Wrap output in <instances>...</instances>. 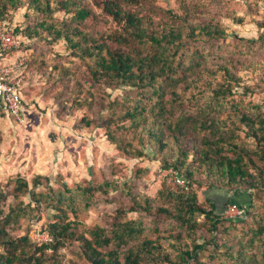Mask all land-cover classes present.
Instances as JSON below:
<instances>
[{
  "label": "trees",
  "instance_id": "16d2710c",
  "mask_svg": "<svg viewBox=\"0 0 264 264\" xmlns=\"http://www.w3.org/2000/svg\"><path fill=\"white\" fill-rule=\"evenodd\" d=\"M176 1L180 11L163 9L156 0H29L41 19L28 25L26 34L48 43L66 39L76 56L89 60L93 81L119 93L115 105L123 113H114L108 121L109 140L133 157H149L152 152L186 186L173 182L159 191L167 206L135 201L128 210L118 208L107 225L82 229L79 212L100 202V196L105 199L109 189L116 188L114 181L75 189L63 182L59 190L47 183L45 191H37L45 185L43 175H36L32 184L16 175L0 184V264H64L60 251L68 246L76 247L84 264H264V215L254 211L256 196H264V115L254 118L240 112L241 126L235 118L220 117L235 80L227 64L219 67L226 74L224 82L210 88L206 102L190 111L188 96L196 95V88L202 91L204 71L210 70L207 57L191 44L224 38L226 30L202 0ZM23 4V0H0V20L10 18ZM54 12L71 17L48 20ZM232 18L238 24L243 21L238 15ZM89 21L106 26L88 30ZM260 26L264 28V21ZM117 129L132 138L119 137ZM240 129L246 130L248 140H239ZM200 172L206 177L196 178ZM194 183L215 190L207 199L210 208L199 202ZM223 189L234 195L221 197ZM245 192L250 195L248 204L237 196ZM232 203L244 208L246 215L226 216ZM44 204L52 219L40 231L48 232L49 239L36 241L29 230L16 235L23 221L33 220L34 211ZM129 213L151 220L129 218ZM201 216L209 236H197L204 226ZM248 222L253 224L244 235L252 234L248 245L241 238L233 242L228 232Z\"/></svg>",
  "mask_w": 264,
  "mask_h": 264
},
{
  "label": "rangeland",
  "instance_id": "374dc122",
  "mask_svg": "<svg viewBox=\"0 0 264 264\" xmlns=\"http://www.w3.org/2000/svg\"><path fill=\"white\" fill-rule=\"evenodd\" d=\"M23 1V6L12 11L10 18L0 20L9 28H15L22 37L21 46L11 49L8 54L11 60L19 57L25 59L22 93L28 109L22 124L11 118H0V184L5 185L16 175L24 176L31 184L36 175H43L45 185L37 191H45L47 183L59 190L63 189V182L75 189L78 185L114 181L116 188H110L105 199L100 196V202L79 212L78 220L82 229L96 224L107 225L113 220L118 208L128 210L135 201L143 205L152 202L154 206H167L159 191L176 182L175 170L163 168L152 152L149 157H133L109 140L108 121L115 117L114 113H123L121 107L115 105L120 102L119 93L112 87L93 81L87 66L89 60L76 56L66 39L54 43H48L41 36L31 39L25 29L28 25L33 26L41 17L30 8L29 0ZM202 1L207 3L211 15L225 28L226 36L221 39H201L191 44H196L207 57L210 70L204 71L202 91L196 88V95L189 94L188 107L190 111L195 110L206 102L212 93L210 88L215 89L218 83L226 79V74L219 67L227 64L235 80L233 94L224 100L221 107L224 112L220 117L235 118L241 126L240 112L254 118L259 113L264 115V39L261 38L264 28L260 26L264 21V0ZM156 4L163 9L180 11L176 0H156ZM95 7L99 12L98 7ZM233 15L241 17L242 23H236ZM68 17L71 15L54 12L48 20L62 21ZM105 26L104 23L89 21L86 29L99 30ZM47 34V31L43 32V35ZM127 91L124 90L125 93ZM121 124L118 122V125ZM117 130L119 137L127 141L132 138L131 134ZM238 133L239 140L246 141V130L240 129ZM134 145H137L136 141ZM195 177L204 178L206 175L200 172ZM180 184L186 186V183ZM192 189L198 194L199 202L210 208L207 199L216 193L215 190H210L206 183L202 186L194 183ZM219 193L221 197L234 195V191L226 189ZM237 196L244 204L250 202L248 192ZM25 199L30 201V195ZM33 206L37 205L33 203ZM254 211L264 215V196H256ZM34 214L37 216L33 220L23 221L22 229L15 232L16 235L29 230L34 237L52 219V212L46 204L35 210ZM128 217L151 220L150 216L140 213H129ZM199 220L204 221V226L198 229L197 236H209L203 216ZM249 223H240L228 232L233 242L241 238L248 245L252 234L244 235L253 226ZM165 225L162 226L163 230L166 229ZM165 233L168 235V232ZM162 243L167 245L166 241ZM75 248L68 246L60 251L64 264H70L72 260L84 264ZM209 253L205 252L207 260H210Z\"/></svg>",
  "mask_w": 264,
  "mask_h": 264
},
{
  "label": "built area",
  "instance_id": "2783aa9c",
  "mask_svg": "<svg viewBox=\"0 0 264 264\" xmlns=\"http://www.w3.org/2000/svg\"><path fill=\"white\" fill-rule=\"evenodd\" d=\"M21 44L22 37L15 32V29L9 28L0 21V118L8 116L20 124L25 122L28 110L22 93L25 59L19 57L11 60L8 52L13 48L20 47ZM173 172L176 175L174 181L185 185L177 173ZM224 214L228 217H244L246 211L237 203H232ZM33 238L42 242L49 239V234L38 231Z\"/></svg>",
  "mask_w": 264,
  "mask_h": 264
},
{
  "label": "crops",
  "instance_id": "0c3cea01",
  "mask_svg": "<svg viewBox=\"0 0 264 264\" xmlns=\"http://www.w3.org/2000/svg\"><path fill=\"white\" fill-rule=\"evenodd\" d=\"M3 118H10V117H8V116H4ZM12 119V118H11ZM239 197V196H238Z\"/></svg>",
  "mask_w": 264,
  "mask_h": 264
}]
</instances>
